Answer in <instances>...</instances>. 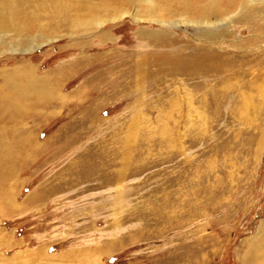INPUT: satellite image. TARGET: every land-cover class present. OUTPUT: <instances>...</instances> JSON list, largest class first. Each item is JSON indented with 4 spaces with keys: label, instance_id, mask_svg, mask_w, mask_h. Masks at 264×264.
<instances>
[{
    "label": "rangeland",
    "instance_id": "obj_1",
    "mask_svg": "<svg viewBox=\"0 0 264 264\" xmlns=\"http://www.w3.org/2000/svg\"><path fill=\"white\" fill-rule=\"evenodd\" d=\"M0 96V264H264V0H0Z\"/></svg>",
    "mask_w": 264,
    "mask_h": 264
},
{
    "label": "bare ground",
    "instance_id": "obj_2",
    "mask_svg": "<svg viewBox=\"0 0 264 264\" xmlns=\"http://www.w3.org/2000/svg\"><path fill=\"white\" fill-rule=\"evenodd\" d=\"M9 7V6H8ZM12 86H10L9 88H11ZM8 88V87H7ZM13 90L15 91V92H17L18 93V97H21L22 99H25V95H24V91H26L25 89H20V88H18V87H16V85H14V88H13ZM13 90H12V88L11 89H9V91L13 94ZM33 94H39L38 92H33ZM17 95V94H16ZM15 95V96H16ZM37 96V95H36ZM28 97V96H27ZM7 99V98H6ZM5 98H4V96H0V116L3 114L4 115V113H6V112H8L7 110H8V107L9 106H12V108L14 109V110H16V112H21L22 111V109H21V106H20V103L22 102V100H20V101H18V102H15V103H13V102H11L9 105L7 104L10 100H6ZM28 99V98H27ZM6 101V103H5V101ZM11 108V109H12ZM19 115V114H18ZM5 116V115H4ZM2 118V117H1ZM12 120H14L13 118H12V116H11V118H10V116H6L5 117V119H3L2 120V122L4 123L3 124V126H0V131L1 130H4V131H7L8 133H9V131H8V129H7V123L8 122H10V121H12ZM17 124V123H16ZM6 132V133H7ZM7 140V138H6V135L4 134H1L0 133V159L1 160H8V158H9V156L11 155V153H10V150H9V144H8V142L6 141ZM24 142H25V138L23 137V138H19L18 139V142L17 143H19L20 144V146H22V147H24L25 146V144H24ZM11 159V158H10Z\"/></svg>",
    "mask_w": 264,
    "mask_h": 264
},
{
    "label": "crops",
    "instance_id": "obj_3",
    "mask_svg": "<svg viewBox=\"0 0 264 264\" xmlns=\"http://www.w3.org/2000/svg\"><path fill=\"white\" fill-rule=\"evenodd\" d=\"M85 251L86 250H84L83 248H69V249H65L62 252V256L67 257L69 259L70 258H80L82 256L83 257L82 264H85V259L88 257V259H92L97 264H99L100 263L99 261L101 260V258L104 257L105 255H108L110 252L113 251V249L107 245L101 248H97V246H94V247L89 248L86 252Z\"/></svg>",
    "mask_w": 264,
    "mask_h": 264
}]
</instances>
